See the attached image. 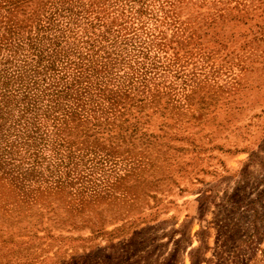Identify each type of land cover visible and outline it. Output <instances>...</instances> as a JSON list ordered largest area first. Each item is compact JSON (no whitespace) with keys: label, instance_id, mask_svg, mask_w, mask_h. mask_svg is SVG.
<instances>
[{"label":"rangeland","instance_id":"obj_1","mask_svg":"<svg viewBox=\"0 0 264 264\" xmlns=\"http://www.w3.org/2000/svg\"><path fill=\"white\" fill-rule=\"evenodd\" d=\"M0 264H264V0H0Z\"/></svg>","mask_w":264,"mask_h":264}]
</instances>
